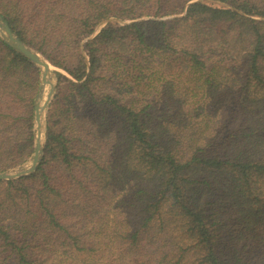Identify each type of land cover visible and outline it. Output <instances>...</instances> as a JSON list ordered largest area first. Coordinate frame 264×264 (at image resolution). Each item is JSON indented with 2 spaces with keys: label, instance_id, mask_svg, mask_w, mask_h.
Here are the masks:
<instances>
[{
  "label": "trees",
  "instance_id": "trees-1",
  "mask_svg": "<svg viewBox=\"0 0 264 264\" xmlns=\"http://www.w3.org/2000/svg\"><path fill=\"white\" fill-rule=\"evenodd\" d=\"M0 15L69 75L37 171L0 181V264H264V0ZM39 80L0 39V172L33 153Z\"/></svg>",
  "mask_w": 264,
  "mask_h": 264
},
{
  "label": "water",
  "instance_id": "water-1",
  "mask_svg": "<svg viewBox=\"0 0 264 264\" xmlns=\"http://www.w3.org/2000/svg\"><path fill=\"white\" fill-rule=\"evenodd\" d=\"M103 26L104 25H102L101 28ZM0 39L10 48L34 63L40 73V85L34 103L33 153L23 164L0 172V181H13L34 174L42 162L47 141V122L45 121V116L54 97L56 83L53 80L54 72L50 62L39 52L24 44L1 15ZM48 86L49 93L46 99H44V92Z\"/></svg>",
  "mask_w": 264,
  "mask_h": 264
},
{
  "label": "rangeland",
  "instance_id": "rangeland-1",
  "mask_svg": "<svg viewBox=\"0 0 264 264\" xmlns=\"http://www.w3.org/2000/svg\"><path fill=\"white\" fill-rule=\"evenodd\" d=\"M99 29H101V27L100 28H98L97 30L99 31ZM53 72H54V74H53V80H54V82L56 83V90H55V94H54V96L56 95V92H57V85H58V81H59V77L57 76V74H56V72H60L61 74H63V75H65V76H67V77H69V75L67 74V73H65L64 71H62V70H60V69H58V68H56V67H54L53 66ZM48 93H49V86L48 87H46V89H45V92H44V99H46V97L48 96ZM54 97H53V99H52V101H51V103H50V106L48 107V109H47V111H46V116H45V121L47 122V117H48V115H49V112H50V109H51V106H52V104L54 103Z\"/></svg>",
  "mask_w": 264,
  "mask_h": 264
}]
</instances>
